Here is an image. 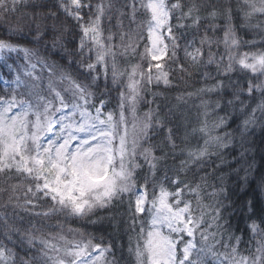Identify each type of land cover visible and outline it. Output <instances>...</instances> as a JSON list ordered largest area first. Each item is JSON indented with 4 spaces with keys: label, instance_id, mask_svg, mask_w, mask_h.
<instances>
[{
    "label": "snow or ice",
    "instance_id": "obj_1",
    "mask_svg": "<svg viewBox=\"0 0 264 264\" xmlns=\"http://www.w3.org/2000/svg\"><path fill=\"white\" fill-rule=\"evenodd\" d=\"M0 22V264H264V0H0Z\"/></svg>",
    "mask_w": 264,
    "mask_h": 264
},
{
    "label": "trees",
    "instance_id": "obj_2",
    "mask_svg": "<svg viewBox=\"0 0 264 264\" xmlns=\"http://www.w3.org/2000/svg\"><path fill=\"white\" fill-rule=\"evenodd\" d=\"M32 2H34V0H27V3H29V4L32 3ZM30 12H31V9H30V8L25 7V6L22 5V6H21V9H20V13H18L17 15H21V14H23V13H30ZM0 23H2V22H0ZM49 23H50V22H49ZM140 51H141V52L144 51V45H143V44H141V46H140ZM180 56L183 57V52L180 53ZM148 60H149V58H148ZM148 60H145V61L143 62V64H142L143 68H144L146 71H147V68H148ZM134 62H140V57L137 56ZM171 67H172V68H175V65H171ZM177 78H178V74H177V73H173V79H174V81H176ZM196 79H198V78H195V77H194V80H196ZM199 86H200L199 83H193V81H189V82H188V85H186V84H184L183 82H181V83L179 84V88H177L176 90L170 92L169 95L172 97V101H173V103H175V99H174V98H175V95H176V91L183 90V89H185V88H187V90L191 91V90H194L195 87H199ZM163 87H164V86H163L162 84L160 85L159 88H157V87H155V85H153V86H152V91H161V90L163 89ZM148 99H151V95L148 96ZM144 110H146V106H145V108H142V109H141V111H144ZM221 114H222V113H221ZM193 117H195V112H193ZM193 143H195V141H193ZM256 164H257L258 166L261 165V161H260L259 153H257ZM242 174H243V173H241V175H242ZM189 178H190V176H189ZM233 179H235V178L233 177ZM230 186H231V182H230ZM253 187H254V186H253ZM237 192H239V189H237ZM248 193H249V196L252 195V189H251V188L248 189ZM241 195L243 196L242 193H241ZM249 196H244L243 198H244L245 200H247V199L249 198ZM233 199H235V197H233ZM256 199H257V211H259L260 209H264V198H261V197L259 196V194L257 193V194H256ZM104 214H105V213H100V215H104ZM94 218H95V217H94ZM85 223H86V222H84V221H77L76 223L72 224L71 227L78 228V227H80L82 224H85ZM241 227H243V221H241ZM87 231L90 232V233H92L93 235H95L97 241H99L100 238H101V236H103V237H104V241H105V243L109 242V241H108V237H107V235H105L104 232L100 230V225H96V226L88 225V226H87ZM237 234H239V233H237ZM120 243H121V242H120L119 240H117V246H118V247H119ZM123 245H124L125 254H127V247H128V237H127V236H125L124 239H123Z\"/></svg>",
    "mask_w": 264,
    "mask_h": 264
},
{
    "label": "rangeland",
    "instance_id": "obj_3",
    "mask_svg": "<svg viewBox=\"0 0 264 264\" xmlns=\"http://www.w3.org/2000/svg\"><path fill=\"white\" fill-rule=\"evenodd\" d=\"M151 58L149 57V60H150ZM152 63L153 64H155L156 63V61H152ZM148 69V68H147ZM153 71H155V68H153Z\"/></svg>",
    "mask_w": 264,
    "mask_h": 264
}]
</instances>
